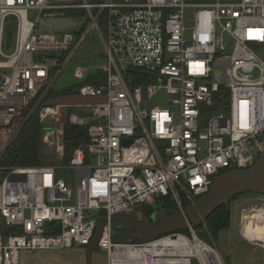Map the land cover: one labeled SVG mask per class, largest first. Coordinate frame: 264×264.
I'll return each instance as SVG.
<instances>
[{"label": "built area", "instance_id": "2783aa9c", "mask_svg": "<svg viewBox=\"0 0 264 264\" xmlns=\"http://www.w3.org/2000/svg\"><path fill=\"white\" fill-rule=\"evenodd\" d=\"M74 9L83 30H37L50 12ZM90 30L103 36L106 80L77 95L99 101L43 103ZM263 47L264 0H0V264H19L22 250L87 247L103 217L105 264H225L190 225L114 242L109 218L141 219L140 208L159 197L183 210L215 176L253 164L264 150ZM131 70L150 81L134 83ZM159 90L166 107L151 105ZM69 108L80 110L73 123L89 125L69 161L1 163L36 111L42 140L61 161Z\"/></svg>", "mask_w": 264, "mask_h": 264}, {"label": "rangeland", "instance_id": "374dc122", "mask_svg": "<svg viewBox=\"0 0 264 264\" xmlns=\"http://www.w3.org/2000/svg\"><path fill=\"white\" fill-rule=\"evenodd\" d=\"M70 11L77 15L67 16L66 14ZM81 12L82 11L76 9L50 12L46 17L41 19L37 30L56 33L79 32L85 28L87 23L86 18ZM103 46L102 34L96 30H90L71 58L62 67L61 72L54 81L53 87L50 88L49 91L51 89L61 91L71 85L85 84L87 83L85 79L90 74L102 73L99 68L105 61ZM229 48L230 47L227 45L228 50ZM257 53L264 60V47L259 48ZM214 67L223 71L224 64L216 61ZM102 76L104 79L106 78L104 73ZM90 99L91 97L79 95L71 96L70 98V100L75 103L87 102ZM95 100L99 101V99ZM63 102L69 103L67 100H63ZM166 104L167 101L163 90H159L151 99L152 106L166 107ZM66 117L67 114L64 117V122ZM40 124L43 127L44 123L40 122ZM42 130L43 128H41V138ZM43 146L44 155L51 160L49 164L60 165L67 162H64L63 158L61 161H58L52 148L47 146L44 142ZM1 163L8 165L5 160ZM60 173L61 172L58 170V174ZM229 204L230 223L228 228L222 229L214 236H211L205 223H202V228L200 230L195 228L197 235L216 248L220 254L221 260L225 264H264V240L262 239V236H264V220H258L261 224H257V221L254 219L257 214L258 219H260L261 215H264L263 212H260L261 210L263 211L261 208H264V194L257 195L253 199L240 196L233 199ZM260 213L262 214L259 215ZM140 214L142 220V212H140ZM158 214L160 215L162 213ZM164 217L165 213L164 216L162 215V217L159 218ZM250 222H253L254 225L252 228L253 231L256 232L253 239H249ZM245 237L249 238L247 239ZM86 251L87 247L79 245L59 249H38L31 252L22 250L19 252V264H87ZM105 263L106 254L104 251L97 249L91 252L90 264Z\"/></svg>", "mask_w": 264, "mask_h": 264}, {"label": "trees", "instance_id": "16d2710c", "mask_svg": "<svg viewBox=\"0 0 264 264\" xmlns=\"http://www.w3.org/2000/svg\"><path fill=\"white\" fill-rule=\"evenodd\" d=\"M99 1V0H94ZM83 13V12H81ZM67 16L77 15L70 11L66 14ZM6 29L14 31V24L7 23ZM131 74L134 78V83L142 82L143 80L150 81L149 79H144L146 74L143 71L131 70ZM103 73H93L90 74L85 81V84H100L104 83L106 78L102 76ZM84 81V82H85ZM82 85V84H81ZM80 85L75 84L64 88L61 91H55L51 89L45 96L43 103L45 104H56L64 101H69V97L77 96V88ZM99 99L97 97H91ZM96 101V100H95ZM71 102V101H69ZM80 112L78 109L69 108L67 111V117L63 125V144H64V156L63 161H69L73 151L82 144L88 141V126H81L73 123L70 120V116L73 112ZM41 128L42 125L39 122V116L37 111L31 115L24 127L21 129L17 135L14 142L6 150L2 161H7L8 165H41L49 164L51 160L43 153V142L41 138ZM241 195L233 197L230 202L240 197ZM187 203H184V207ZM178 207L176 203L170 197H159L152 205H144L140 208L142 212V220L146 223L153 222V215L158 213H166L169 210H177ZM210 235L214 236L218 231L226 229L230 223V209L228 210L226 206L221 205L216 210H214L204 222ZM200 225L198 229L202 227ZM113 234L112 240L114 242H124L129 241L126 236L127 232L130 230L126 225L114 222L112 224ZM196 231V229H195ZM151 239V237H146L142 241ZM134 242H139L138 240H131Z\"/></svg>", "mask_w": 264, "mask_h": 264}, {"label": "water", "instance_id": "95a60500", "mask_svg": "<svg viewBox=\"0 0 264 264\" xmlns=\"http://www.w3.org/2000/svg\"><path fill=\"white\" fill-rule=\"evenodd\" d=\"M5 48L11 45L12 31L5 32ZM129 143L130 140H126ZM264 194V150L259 153L253 164L244 169H233L217 175L213 178L210 190L201 196L194 203L188 204L183 210H169L164 218H156L153 215V222L146 223L139 221L132 214L117 213L109 220L126 225L130 230L126 236L129 240L142 241L146 237L157 238L159 236L177 232L187 231L188 226L198 228L204 220L219 206L224 205L229 210L230 200L238 195L244 198L253 199L257 195ZM107 218L99 220L93 238L87 246V264H90V254L98 249V241L102 234ZM193 264H196L193 261Z\"/></svg>", "mask_w": 264, "mask_h": 264}, {"label": "bare ground", "instance_id": "6f19581e", "mask_svg": "<svg viewBox=\"0 0 264 264\" xmlns=\"http://www.w3.org/2000/svg\"><path fill=\"white\" fill-rule=\"evenodd\" d=\"M261 209H263V211L261 210L260 212H263V213H264V208H261ZM259 210H260V209H259ZM261 214H262V213H260L259 215H261ZM257 216H258V214H257ZM257 216H255L254 219L257 221V224H261L260 221H258V220H264V215H261V216H260V219H258ZM257 224H256V225H257ZM253 225H254L253 222H250V230H249V231H250V238H249V237H245V238H247V239H248V238H249V239H253V238H254V234H256V232L253 231V228H252ZM262 239L264 240V236H262ZM216 256H217L216 258L219 259L220 262H221V258H220L217 254H216Z\"/></svg>", "mask_w": 264, "mask_h": 264}, {"label": "crops", "instance_id": "0c3cea01", "mask_svg": "<svg viewBox=\"0 0 264 264\" xmlns=\"http://www.w3.org/2000/svg\"><path fill=\"white\" fill-rule=\"evenodd\" d=\"M71 97H69V101H71V103H75V102H72V100H70ZM95 102V99L94 98H91L89 101L87 102H83V103H94ZM61 103H64V102H61ZM70 103V102H69Z\"/></svg>", "mask_w": 264, "mask_h": 264}, {"label": "flooded vegetation", "instance_id": "af4514ba", "mask_svg": "<svg viewBox=\"0 0 264 264\" xmlns=\"http://www.w3.org/2000/svg\"><path fill=\"white\" fill-rule=\"evenodd\" d=\"M159 214H157V215H155L156 217H162V215L164 216V214L162 213V214H160L159 216H158Z\"/></svg>", "mask_w": 264, "mask_h": 264}]
</instances>
